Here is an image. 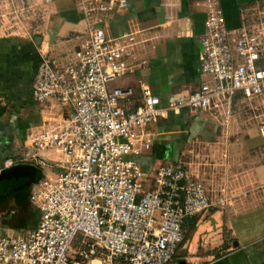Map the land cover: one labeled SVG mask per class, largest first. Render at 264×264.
<instances>
[{"label": "crops", "instance_id": "1", "mask_svg": "<svg viewBox=\"0 0 264 264\" xmlns=\"http://www.w3.org/2000/svg\"><path fill=\"white\" fill-rule=\"evenodd\" d=\"M10 0H0V9ZM94 15L110 35L130 32L131 61L137 68L111 80L110 86H131L121 103L132 109L150 86L163 103L183 96L203 81L214 82L201 70L199 37L204 32L209 0H91ZM228 28L264 25V0H219ZM24 27L9 18L0 24V172L15 164L37 167L36 180L26 188L0 177V235L23 234L37 226L41 213L31 201L32 185L44 175L64 170L66 155L42 152L45 164L28 157L36 150L32 136L66 125L74 104L51 95L38 101L33 79L43 54L59 65L74 58L87 37V17L76 0H46L32 6ZM264 93L252 96L236 90L229 99L215 97L206 108L184 107L149 122L151 145L129 156L139 161L148 178L165 161H181L189 177L201 180L212 205L184 221L186 239L169 264H264ZM13 164L6 166L5 160ZM151 183V182H150ZM0 184V185H1ZM221 197H224L221 200ZM36 207V208H35ZM194 221V226L193 223ZM15 232L8 234V228ZM186 232V233H185ZM92 264H103L94 259Z\"/></svg>", "mask_w": 264, "mask_h": 264}, {"label": "built area", "instance_id": "2", "mask_svg": "<svg viewBox=\"0 0 264 264\" xmlns=\"http://www.w3.org/2000/svg\"><path fill=\"white\" fill-rule=\"evenodd\" d=\"M45 1L10 0L8 9H0V24L7 17L14 27H24L27 9ZM76 1L87 17V37L63 65L43 54L33 79L36 100L51 95L71 100L73 113L66 125L35 132L36 150L18 158L45 164L42 152L56 149L66 155V165L32 185L30 197L41 218L26 233L0 235V264H92L94 259L103 264H169L184 238V221L213 202L205 184L189 177L183 162H162L148 178L129 155L149 148L151 132L145 126L169 112L206 108L215 97L227 100L236 90L247 96L264 93V25L230 29L220 1L209 0L199 43L201 70L214 82L205 80L165 103L145 85L142 103L128 109L121 100L132 96L133 87L110 82L136 70L138 64L131 61L134 37L107 33L94 15L96 6L105 8L104 2L93 6L91 0ZM260 132L264 138V121ZM15 161L7 158L5 165Z\"/></svg>", "mask_w": 264, "mask_h": 264}, {"label": "water", "instance_id": "3", "mask_svg": "<svg viewBox=\"0 0 264 264\" xmlns=\"http://www.w3.org/2000/svg\"><path fill=\"white\" fill-rule=\"evenodd\" d=\"M37 167L32 164H15L10 167L3 168L0 172V177L8 178L11 186L26 188L36 180ZM1 180V179H0ZM1 184V182H0ZM6 185H0V191H3ZM8 192H0V197H3Z\"/></svg>", "mask_w": 264, "mask_h": 264}, {"label": "rangeland", "instance_id": "4", "mask_svg": "<svg viewBox=\"0 0 264 264\" xmlns=\"http://www.w3.org/2000/svg\"><path fill=\"white\" fill-rule=\"evenodd\" d=\"M60 152V151H59ZM61 153H63V152H61ZM39 209V208H38ZM40 210V209H39ZM8 234H13L14 232H15V228L14 227H9L8 228ZM80 236V234H78V237ZM77 237V238H78ZM74 247L75 248H77L78 247V242L76 241L75 243H74ZM178 256V255H177Z\"/></svg>", "mask_w": 264, "mask_h": 264}, {"label": "trees", "instance_id": "5", "mask_svg": "<svg viewBox=\"0 0 264 264\" xmlns=\"http://www.w3.org/2000/svg\"><path fill=\"white\" fill-rule=\"evenodd\" d=\"M32 201V200H31ZM36 208V207H35ZM191 223H193V226H194V221H192ZM186 233V232H185ZM186 239V234L184 235V238L183 240L181 241L180 244H182L184 242V240ZM175 256H177V253L175 254ZM176 258V257H175ZM178 264H180V261L178 260Z\"/></svg>", "mask_w": 264, "mask_h": 264}]
</instances>
